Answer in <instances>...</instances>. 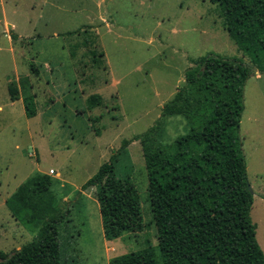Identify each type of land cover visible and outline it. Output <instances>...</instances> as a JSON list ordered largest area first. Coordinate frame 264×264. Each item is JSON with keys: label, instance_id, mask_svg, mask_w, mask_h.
Segmentation results:
<instances>
[{"label": "rangeland", "instance_id": "obj_1", "mask_svg": "<svg viewBox=\"0 0 264 264\" xmlns=\"http://www.w3.org/2000/svg\"><path fill=\"white\" fill-rule=\"evenodd\" d=\"M211 53L236 58L251 70L239 134L253 191L250 216L264 252V71L230 38L217 3L0 0V250L11 252L36 237L5 205L36 172L53 178L59 206L67 209L59 227L62 264H108L148 245L157 249L139 140L127 145L114 171L137 188L141 231L104 242L95 188L80 186L123 140L155 123L158 142L188 130L181 116L159 118L161 108L184 85L193 61ZM10 82L18 88L13 101ZM24 88L34 94L36 114L30 118L22 104ZM91 94L101 96L99 105L87 106Z\"/></svg>", "mask_w": 264, "mask_h": 264}, {"label": "trees", "instance_id": "obj_2", "mask_svg": "<svg viewBox=\"0 0 264 264\" xmlns=\"http://www.w3.org/2000/svg\"><path fill=\"white\" fill-rule=\"evenodd\" d=\"M210 1L219 5L237 48L264 71V0ZM250 76L249 66L236 58L211 53L195 59L184 71V85L163 104L159 117L181 116L188 130L171 142H158L155 123L123 140L81 184V190L95 188L106 240L141 231L137 188L114 171L127 145L139 140L157 249L148 245L114 256L108 264H264L250 216L253 191L248 189L239 134L244 85ZM7 89L10 100L19 98L15 83ZM23 90L22 104L30 118L36 114L34 94ZM86 103L99 105L101 96L88 95ZM52 183L49 174L36 172L5 200L11 216L36 237L11 252L0 250V264H62L59 227L67 209L59 206Z\"/></svg>", "mask_w": 264, "mask_h": 264}, {"label": "water", "instance_id": "obj_3", "mask_svg": "<svg viewBox=\"0 0 264 264\" xmlns=\"http://www.w3.org/2000/svg\"><path fill=\"white\" fill-rule=\"evenodd\" d=\"M248 189L251 191V187H250V184H248Z\"/></svg>", "mask_w": 264, "mask_h": 264}, {"label": "crops", "instance_id": "obj_4", "mask_svg": "<svg viewBox=\"0 0 264 264\" xmlns=\"http://www.w3.org/2000/svg\"><path fill=\"white\" fill-rule=\"evenodd\" d=\"M104 242H107L105 238H104Z\"/></svg>", "mask_w": 264, "mask_h": 264}]
</instances>
